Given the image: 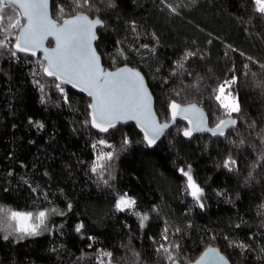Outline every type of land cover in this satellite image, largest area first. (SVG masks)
Returning a JSON list of instances; mask_svg holds the SVG:
<instances>
[{"label": "trees", "instance_id": "obj_1", "mask_svg": "<svg viewBox=\"0 0 264 264\" xmlns=\"http://www.w3.org/2000/svg\"><path fill=\"white\" fill-rule=\"evenodd\" d=\"M50 4L58 22L81 13L101 20L95 45L103 67L140 70L161 122L175 101L202 107L210 127L236 124L224 138L187 141L178 122L152 150L132 125L93 132L90 101L45 78L39 58L14 52L22 19L5 8L0 206L52 214L37 236L0 233V264H189L213 248L230 264H264V14L253 0ZM220 85L238 112L221 107ZM187 169L199 200L181 173ZM122 198L135 203L120 210Z\"/></svg>", "mask_w": 264, "mask_h": 264}, {"label": "snow or ice", "instance_id": "obj_2", "mask_svg": "<svg viewBox=\"0 0 264 264\" xmlns=\"http://www.w3.org/2000/svg\"><path fill=\"white\" fill-rule=\"evenodd\" d=\"M253 2L256 11L264 14V0H253ZM17 6L23 10L22 15L27 24L21 27L16 38V51L35 55V49L42 48L43 41L48 36H53L55 47L50 52H45L48 64L44 72L64 83L73 84V87H80L81 91H87L88 95L94 98V103L91 105L93 127L107 131L109 127L115 126L117 120H136L149 145L159 138L168 125H158L152 116L150 99L139 73L126 69L117 73H106L101 69L99 57L92 47V41L96 38L93 29L101 24L100 20L89 21L87 17L78 16L58 27L48 18V0H0V11L11 8L15 12ZM18 24L20 21L17 19L15 24L10 26L15 27ZM2 46L4 45L0 43V47ZM231 83H235V79L226 82L229 85ZM224 94L225 85H220L216 99L221 107L228 110L229 114L238 112L239 105L227 100ZM170 110L173 120L177 115H184L187 118V113H193V118L189 122L195 123L197 130L201 129L203 118L194 106L181 109L176 103H172ZM229 124L234 125L235 121H221L213 130V135H223V128ZM184 135L190 136L191 130L184 132ZM181 171L187 176L188 187L192 189L191 195L199 200L201 189L190 175V169ZM134 203L122 198L117 207L124 210L123 206L130 207ZM9 216L17 222V231L24 235H36L37 230L45 223L46 213L39 212L35 219L30 212L10 211ZM146 219V216L142 217V220ZM79 230L80 227L77 228V231ZM208 259L222 261L223 257H217L212 250H209L201 260Z\"/></svg>", "mask_w": 264, "mask_h": 264}, {"label": "water", "instance_id": "obj_3", "mask_svg": "<svg viewBox=\"0 0 264 264\" xmlns=\"http://www.w3.org/2000/svg\"><path fill=\"white\" fill-rule=\"evenodd\" d=\"M50 1L51 0H48V18L54 24H56L58 27L63 26L65 21L76 19L78 16L87 17V19L89 21L100 20L99 18L91 19L87 14L81 13V14L73 15V16H71L69 18H65V19L61 20L60 22H58V21L54 20L52 15H51V4H50ZM16 10L18 11L19 16H21L22 24H21L20 28L18 29L15 38H17V36L19 35L21 27L22 26H26V24H27L26 19L22 15L23 10L20 9L18 6L16 7ZM103 27H104V24L101 22L100 25H97L96 28L93 29L96 38L92 41V47L95 50L96 55L99 57V63H100L101 69L103 70V72H106V73H117V72H120L121 70H124V69H126L128 71H131V72L139 73L140 77L143 79L144 86L146 88L148 97L150 99V107H151L152 116L154 117V119H155V121H156V123L158 125H168L166 128H164L163 133L159 136L158 139L155 140V142L152 145L148 144L147 140L145 139V134L141 130V126L138 124V122L136 120H117L115 122V126L114 127H109L107 131H100L99 128L93 127V125L91 123L92 114H93V109H92L91 105L94 103V98L89 96L87 91H81L80 87H73V84L64 83L61 80H57L54 76H48L44 72V68L47 67V64H48V61L45 59V52L46 51L50 52L55 47V38L53 36H48L43 41V47L42 48H36L35 49V55H32L31 53H27V52H17L16 49H15L16 40H15V43L13 44V48L12 49H14V52L16 54H20V55L25 56L27 58H33V59L39 58L44 64L42 70H43V75H44L45 78H47L48 80H55L59 85L65 86L66 88H68V89H70L72 91H75V92L79 93L80 95L86 97L90 101V103L88 105L89 122L91 124V128H92L93 132H95L97 134L99 133L100 135L107 136V135H109V133L111 131H115L119 127H127V126L132 125V126L135 127L136 131H138V133L141 135V137L143 139V142H145L147 147L152 150L153 148H155L158 144H160L162 142V140L164 139L166 134H168L170 131L174 130V127H175L176 123H178V122L182 123L185 126L184 130L181 132V136H182V138L184 140H187V141H191L194 137H197V136H207V135L210 136L213 139L224 138L226 136V134L231 129L235 128V124L236 123L234 125L229 124L228 126L223 128V135H220V134L213 135V130H215L217 128V126L220 124L221 121L216 126L210 127L209 126V118L207 117L206 112L204 111V109L202 107L198 106L196 103L195 104H184V105H181V104H179V103H177L175 101L170 102L168 107H167L168 108V113H169V116H168L169 120L168 121L164 120L163 122H161L160 119L158 118V116L156 114V110L154 108V98L152 97L151 91H150L149 87L147 86L145 76L142 75L140 70H138L136 68H133L131 66H126V65H121V66L117 67L116 69H109V68L103 67L102 61H101V57L98 55L97 50H96V45H95V43L97 41V36H98L97 32L100 31L101 29H103ZM172 103H176L181 109L189 108V107H192V106H194L196 109H198L199 110V114L203 118V124L201 126V129L197 130L196 126H195V123H190L189 122L193 118V113H187L186 114L187 118H185L184 115H177L176 119L173 120L172 116H171V110H170V105ZM232 120L233 119L229 118V119H225V120H222V121H232ZM189 130H191V135L190 136H185L184 132L189 131ZM209 250H212L216 254L217 257H223V255L216 248L207 249V250L203 251L202 254L198 258L195 259V261H193V262H191L189 264H230L228 259L225 258V257H223L222 261H213L212 259H208V260L202 261L201 258L204 257L205 253H208Z\"/></svg>", "mask_w": 264, "mask_h": 264}, {"label": "rangeland", "instance_id": "obj_4", "mask_svg": "<svg viewBox=\"0 0 264 264\" xmlns=\"http://www.w3.org/2000/svg\"><path fill=\"white\" fill-rule=\"evenodd\" d=\"M227 87L228 86L225 87V94H224L225 98L229 101H234L235 103H237L236 98L231 94V92L229 90H227ZM229 94H230V96H229ZM188 170L189 169H187V171ZM181 173H183V172L181 171ZM190 175L192 176L191 172H190ZM185 177L187 180V176H185ZM187 184H188V181H187ZM191 192H192V189H191ZM124 199H126V198H124ZM126 200H129V199H126ZM128 207L129 206H123V208H128ZM0 209H2V211H0V233L3 237L13 239V240L23 239L26 236H37L38 234L45 232V230L47 228V220H48L49 216L52 214V212H51L49 215V213L47 212V211H49V209L42 210L43 212L46 213L45 223L43 225H41V227L37 230L36 235H24V234H22L16 230L17 222L10 219L9 213L11 210H9L5 207H1V206H0ZM39 212H41V211L30 212V213H32L33 219H35V216ZM25 213H28V212H25ZM37 223H38V221H37Z\"/></svg>", "mask_w": 264, "mask_h": 264}]
</instances>
